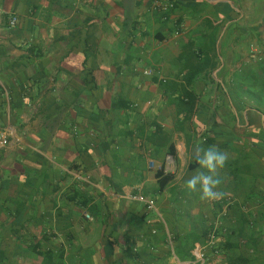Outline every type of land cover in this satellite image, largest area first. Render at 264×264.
<instances>
[{
    "label": "crops",
    "instance_id": "crops-1",
    "mask_svg": "<svg viewBox=\"0 0 264 264\" xmlns=\"http://www.w3.org/2000/svg\"><path fill=\"white\" fill-rule=\"evenodd\" d=\"M154 1L0 0V264H194L189 237L264 264V0ZM210 145L230 158L208 203L184 182ZM186 196L170 246L158 218Z\"/></svg>",
    "mask_w": 264,
    "mask_h": 264
},
{
    "label": "clouds",
    "instance_id": "clouds-1",
    "mask_svg": "<svg viewBox=\"0 0 264 264\" xmlns=\"http://www.w3.org/2000/svg\"><path fill=\"white\" fill-rule=\"evenodd\" d=\"M230 158V154L217 145L207 148H197L195 159L201 169L196 171L184 182V187L190 193H198L202 202H215L223 199L224 193L219 190L220 180L218 170L223 169Z\"/></svg>",
    "mask_w": 264,
    "mask_h": 264
},
{
    "label": "built area",
    "instance_id": "built-area-1",
    "mask_svg": "<svg viewBox=\"0 0 264 264\" xmlns=\"http://www.w3.org/2000/svg\"><path fill=\"white\" fill-rule=\"evenodd\" d=\"M153 5H154V7L156 9H158L161 12L170 10V9H172L174 7V4H173L172 0H160V2H159V0H156V1H154ZM15 23H16V19L15 18H11L9 20L10 27H13L15 25ZM250 52L258 60H260V61L264 60V50H259L257 47L252 46L251 49H250ZM145 74L149 75L150 73L149 72H145ZM0 145L1 146H6L7 145V141H6V138L4 136L0 137ZM160 169L161 168H159V170ZM127 199L129 201H132V202H138L140 204H144L147 209H150V210L154 209V202L152 200L147 199L143 195H140V194L131 195V196H128ZM85 218L87 220H91V217L89 216V214H85ZM167 240H168L170 246H172V239H171V237L169 235L167 236ZM195 257H196V260H195L194 264H204L205 263L204 254L202 252H200L199 249L196 251Z\"/></svg>",
    "mask_w": 264,
    "mask_h": 264
},
{
    "label": "rangeland",
    "instance_id": "rangeland-1",
    "mask_svg": "<svg viewBox=\"0 0 264 264\" xmlns=\"http://www.w3.org/2000/svg\"><path fill=\"white\" fill-rule=\"evenodd\" d=\"M188 200L187 206H179L178 201H174V206L170 207V212L166 214L163 212V219L158 218L159 221V227L160 229H167L166 232L168 231L169 236L171 237L173 243H174V233L177 231H180L182 229V226L180 224H185L183 221L187 223L192 222V218H194L192 209L193 206H188V205H193L190 204L193 199L190 197L192 201L189 200V197H185ZM181 202V201H180ZM174 230V231H173ZM167 246V244L165 245ZM169 249V248H168ZM196 260V257H195ZM204 264H210V259L208 260L207 263Z\"/></svg>",
    "mask_w": 264,
    "mask_h": 264
},
{
    "label": "trees",
    "instance_id": "trees-1",
    "mask_svg": "<svg viewBox=\"0 0 264 264\" xmlns=\"http://www.w3.org/2000/svg\"><path fill=\"white\" fill-rule=\"evenodd\" d=\"M247 75H250L252 78L257 80L255 77L258 75H264V62L259 65H257L253 70H250L247 72ZM158 183H159V188L162 189L165 187L166 183L170 181V177H162V174L158 173L157 175ZM194 241L190 240V237L185 240V242L178 244L175 248L174 254L177 257V259L180 262L184 261H190L193 262L195 261V257L192 254L193 248H194ZM210 253L214 254L215 249L214 246H210ZM129 252L135 256L134 251L130 248ZM122 262H115V264H120Z\"/></svg>",
    "mask_w": 264,
    "mask_h": 264
}]
</instances>
